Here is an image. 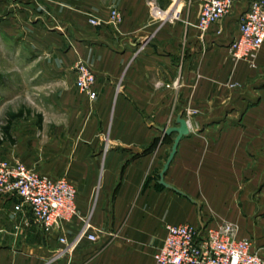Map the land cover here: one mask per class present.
I'll list each match as a JSON object with an SVG mask.
<instances>
[{"label":"crops","instance_id":"1","mask_svg":"<svg viewBox=\"0 0 264 264\" xmlns=\"http://www.w3.org/2000/svg\"><path fill=\"white\" fill-rule=\"evenodd\" d=\"M253 1L237 0L205 34L198 0L0 2V58L23 54V22L36 18L23 86L38 115L13 114L0 158L66 177L98 239L80 238L78 219L49 235L26 227L16 201L0 198V264H155L168 225L224 223L264 258V46L253 61L230 51ZM11 62L0 70L12 74ZM78 63L96 75L95 100L77 89Z\"/></svg>","mask_w":264,"mask_h":264},{"label":"built area","instance_id":"2","mask_svg":"<svg viewBox=\"0 0 264 264\" xmlns=\"http://www.w3.org/2000/svg\"><path fill=\"white\" fill-rule=\"evenodd\" d=\"M202 5L197 28L202 33L220 23L237 0H198ZM123 21L112 9L109 23L115 27ZM90 24L102 25L95 19ZM239 36L230 46L237 61H253L264 46V0H255L239 19ZM76 86L90 100L97 98L96 75L83 63L74 68ZM0 198L16 201L14 212L22 214L26 227L36 224L47 235L78 219L83 223L80 238L97 242L91 233L90 218H82L77 205L78 191L66 177L51 179L29 170L23 163L0 158ZM61 243L67 244L65 238ZM155 264H264L253 250L250 239L240 238L237 228L229 223L218 227L168 225L163 246L154 255Z\"/></svg>","mask_w":264,"mask_h":264},{"label":"rangeland","instance_id":"3","mask_svg":"<svg viewBox=\"0 0 264 264\" xmlns=\"http://www.w3.org/2000/svg\"><path fill=\"white\" fill-rule=\"evenodd\" d=\"M11 2V4L15 5L19 3V0H0L1 3L4 2ZM8 17V14H6L3 17H0V24ZM30 22L24 23L23 22V54L17 53L19 48L17 46L15 47L14 53L11 51L10 55L6 54L4 57H1L0 64L4 61H15L11 63H15V70L10 71L12 74L8 75V64L5 63L4 66V72L0 70V72L5 73L0 74V153L3 150H6L8 146L11 144L7 142L5 136L3 135V128L7 125L8 119L15 113H26L25 120H27L31 114H34L35 117L38 115L36 114V108H35V94L34 91H32L33 87L24 88L23 86V79L25 78L29 79V76L31 74H34L33 71L30 70H24V65L34 62L36 60V37L33 35L29 39L26 38V33L30 32L31 28L36 25V18L30 17L28 18ZM91 25V24H90ZM26 29V30H25ZM60 32H66L69 31L66 28L61 29ZM64 34V33H63ZM69 43L71 44H77V39H74L72 37H69L67 39ZM16 44H19V41L17 39ZM68 44L64 42L63 50H66L68 48ZM4 60V61H3ZM76 66V65H75ZM14 72V74H13ZM27 73L26 75H24ZM8 75V76H7ZM11 81L13 83V86H9L8 83ZM27 91V92H25ZM26 93V94H25ZM25 98H30L31 100H28L29 102L25 101ZM26 103V104H23ZM25 105H29L26 107ZM34 112V113H33ZM20 120H17L15 124H17ZM14 124V125H15ZM6 148V149H5Z\"/></svg>","mask_w":264,"mask_h":264},{"label":"trees","instance_id":"4","mask_svg":"<svg viewBox=\"0 0 264 264\" xmlns=\"http://www.w3.org/2000/svg\"><path fill=\"white\" fill-rule=\"evenodd\" d=\"M21 117L20 114L18 115H13L9 118L8 120V124L3 128V135L6 137L9 136V133H10V130H11V126H12V123L15 121V120H18L19 118ZM12 143H15L14 140H11Z\"/></svg>","mask_w":264,"mask_h":264},{"label":"water","instance_id":"5","mask_svg":"<svg viewBox=\"0 0 264 264\" xmlns=\"http://www.w3.org/2000/svg\"><path fill=\"white\" fill-rule=\"evenodd\" d=\"M182 124H183V125H184V127H185V125H186V122L184 121Z\"/></svg>","mask_w":264,"mask_h":264}]
</instances>
